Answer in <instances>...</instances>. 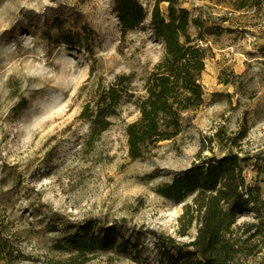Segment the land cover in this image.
<instances>
[{
    "label": "rangeland",
    "instance_id": "rangeland-1",
    "mask_svg": "<svg viewBox=\"0 0 264 264\" xmlns=\"http://www.w3.org/2000/svg\"><path fill=\"white\" fill-rule=\"evenodd\" d=\"M141 2L146 28L124 34L114 0H0V264H169L155 239L134 229L192 240L196 225L180 235L192 197L175 203L155 188L205 158L264 151V2L236 10L230 0H183L207 57L205 102L177 138L133 159L127 126L140 115L133 101L100 137H89L80 114L100 81L134 73L140 93L164 55L148 28L155 0ZM245 174L251 181L256 172L248 166ZM257 182L263 197L264 171ZM89 219L114 225L132 242L129 253L82 257L57 248ZM234 227L241 262L264 264L260 218L246 212Z\"/></svg>",
    "mask_w": 264,
    "mask_h": 264
},
{
    "label": "trees",
    "instance_id": "trees-1",
    "mask_svg": "<svg viewBox=\"0 0 264 264\" xmlns=\"http://www.w3.org/2000/svg\"><path fill=\"white\" fill-rule=\"evenodd\" d=\"M227 1V0H219ZM236 10L261 5L264 0H230ZM166 7L163 8L162 4ZM114 12L124 34L146 28L149 14L141 0H114ZM190 10L183 0H155L148 28L164 46L163 57L145 77L140 93L134 73L117 75L113 81H100L92 99L84 105L80 118L89 124V137H100L112 125L127 101H133L140 115L127 126L129 155L145 158L161 142L177 138L191 121L190 113L205 102L201 78L206 68V51L195 42L189 25ZM55 23H60L55 20ZM63 42L74 40L65 36ZM221 136L220 132H217ZM256 172L249 181L246 167ZM264 171V151L241 155L229 151L208 157L191 167L173 174L172 179L159 184L155 191L175 203L188 197L180 217V235H188L196 225L197 233L190 241L156 229L138 230L151 235L163 249L169 264H243L239 258L242 245L235 235L239 215L253 212L264 224V196L258 177ZM2 243V244H1ZM1 250L5 244L1 242ZM132 242L114 225L98 226L86 220L57 241V248L86 257L98 250L115 249L128 254ZM45 264H79L74 259Z\"/></svg>",
    "mask_w": 264,
    "mask_h": 264
}]
</instances>
